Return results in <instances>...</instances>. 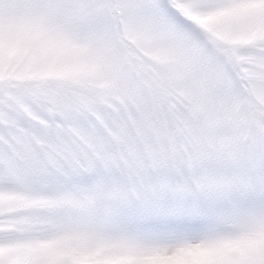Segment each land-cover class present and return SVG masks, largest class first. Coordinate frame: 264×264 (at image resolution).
I'll return each mask as SVG.
<instances>
[{
  "label": "snow or ice",
  "instance_id": "1",
  "mask_svg": "<svg viewBox=\"0 0 264 264\" xmlns=\"http://www.w3.org/2000/svg\"><path fill=\"white\" fill-rule=\"evenodd\" d=\"M0 264H264V0H0Z\"/></svg>",
  "mask_w": 264,
  "mask_h": 264
}]
</instances>
